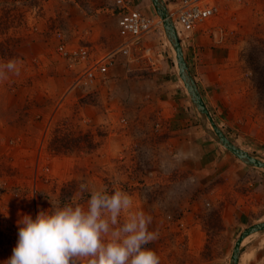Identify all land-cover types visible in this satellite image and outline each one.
<instances>
[{
    "label": "rangeland",
    "instance_id": "1",
    "mask_svg": "<svg viewBox=\"0 0 264 264\" xmlns=\"http://www.w3.org/2000/svg\"><path fill=\"white\" fill-rule=\"evenodd\" d=\"M175 1L161 0L166 9ZM214 1L218 13L180 41L183 56L199 84L207 128L214 124L264 161V57L256 54L264 50V0ZM122 4L157 15L151 0H0V68L15 61L17 69L0 72V264L12 255L23 214L35 218L50 200L86 206L90 192H81V183L132 196V211L152 217L157 239L148 247L160 264H230L242 232L264 221V171L202 126L164 29L142 42L164 48L159 71L119 57L123 79L108 80L114 64L104 78L75 86L57 43L87 45L95 56L118 47ZM208 50L213 69L197 71L199 52ZM153 74L170 83L164 96L138 83ZM173 89L180 125L169 129L158 108ZM242 252L249 260L242 254L238 264H264V231L244 237Z\"/></svg>",
    "mask_w": 264,
    "mask_h": 264
},
{
    "label": "clouds",
    "instance_id": "2",
    "mask_svg": "<svg viewBox=\"0 0 264 264\" xmlns=\"http://www.w3.org/2000/svg\"><path fill=\"white\" fill-rule=\"evenodd\" d=\"M9 61L0 72L16 71ZM86 206L79 203H53L35 218L23 214L17 221L18 239L7 264H160V257L148 247L157 239L150 231L152 217L132 211V196L122 190L89 189ZM127 217L121 222L122 213Z\"/></svg>",
    "mask_w": 264,
    "mask_h": 264
},
{
    "label": "built area",
    "instance_id": "3",
    "mask_svg": "<svg viewBox=\"0 0 264 264\" xmlns=\"http://www.w3.org/2000/svg\"><path fill=\"white\" fill-rule=\"evenodd\" d=\"M167 6L168 17L180 41L189 38L200 24L219 10L214 0H177ZM116 15L123 39L118 47L110 51L95 56L87 45H68L64 41L57 43V55L76 74L75 86L87 87L104 78L119 57H123L126 63L141 60L145 63L144 68L152 72L161 69L165 60L164 48L143 45L142 42L155 30L163 31V20L158 15L146 14L128 4L119 5Z\"/></svg>",
    "mask_w": 264,
    "mask_h": 264
},
{
    "label": "water",
    "instance_id": "4",
    "mask_svg": "<svg viewBox=\"0 0 264 264\" xmlns=\"http://www.w3.org/2000/svg\"><path fill=\"white\" fill-rule=\"evenodd\" d=\"M154 9L157 13V15L163 20V29L164 32L175 49L176 52V58L177 63L179 67V75L182 81L184 82V85L186 87V90L188 91L192 104L198 113V118L202 124V126L205 128V130L222 146H224L227 150L232 152L235 156H237L240 160H242L244 163L257 167L264 171V161L256 158L255 156L251 155L250 153L242 150L235 144H233L231 141H229L226 136L214 125L213 130H210L207 128V124L204 119V115L207 116V110L205 108V105L202 101L201 95L198 92L196 83L192 76L189 73L188 66L186 64V61L183 56V51L181 47V43L179 38L176 35L175 29L173 27V23L171 19L168 17L167 9L165 8L163 2L161 0H151ZM264 231V221L255 223L248 228H246L240 237L235 242V245L233 247V251L230 258V264H238L239 258H240V243L243 240L244 237H246L249 234H252L254 232H262Z\"/></svg>",
    "mask_w": 264,
    "mask_h": 264
},
{
    "label": "crops",
    "instance_id": "5",
    "mask_svg": "<svg viewBox=\"0 0 264 264\" xmlns=\"http://www.w3.org/2000/svg\"><path fill=\"white\" fill-rule=\"evenodd\" d=\"M156 15V14H155ZM195 31V30H194ZM193 31V32H194ZM204 51V50H203ZM213 54V51H211V50H208L207 52H203V54L201 53V55H200V52H199V59H201V61L198 63L197 62V64L195 65V68H196V70L197 71H201V69L203 68V69H205L206 68V66H207V68L208 69H213V64H210L209 62H208V60H206V59H208V58H210L208 55H212ZM192 61V60H191ZM187 64V63H186ZM117 66V64H115L112 68H110V70L112 69V76H110V77H108V80H117V81H119V80H121V79H123L124 78V75H123V73H122V70H120L121 69V67H116ZM109 70V71H110ZM110 73H111V71H110ZM109 74V73H108ZM154 76L152 77L153 79H146V80H141V79H139L138 80V83H140L141 85L142 84H147V83H151L152 85H153V87L155 88L154 90L155 91H157V94H160L161 93V95H158V96H164V84H166V85H168V84H170L168 81H166V82H163L162 84L160 83V81H158V79L156 78V76H160V74H153ZM205 84L206 83H209L207 80H206V82H204ZM203 84V83H202ZM172 87H174V86H172ZM175 87H176V85H175ZM197 88L198 89H200L199 88V84H198V82H197ZM188 92V91H187ZM167 94V97H169L170 98V96L171 95H173V94H177V90L175 89V91H174V89H173V91H169L168 93H166ZM178 96H176V95H174L173 96V98L171 97L170 99H165V100H163V103H161L160 105H163V106H161L160 108H158V111L160 112V113H165L166 114V116H167V120H168V122H167V124L169 125V129L170 128H174L175 127V125H180V123H178V121L176 120V114L174 113L175 112V107H176V105H177V103L175 102V99L177 98ZM161 100H159V102H160ZM162 102V101H161ZM160 105H158V106H160ZM146 107H147V105H146ZM145 107V108H146ZM163 107V108H162ZM169 111V112H168ZM164 114V115H165ZM166 124V125H167ZM242 254H243V256H244V254H245V262L247 261V260H249V255H248V253L247 252H242L241 253V256L240 257H242ZM244 261V260H243Z\"/></svg>",
    "mask_w": 264,
    "mask_h": 264
},
{
    "label": "trees",
    "instance_id": "6",
    "mask_svg": "<svg viewBox=\"0 0 264 264\" xmlns=\"http://www.w3.org/2000/svg\"><path fill=\"white\" fill-rule=\"evenodd\" d=\"M259 57H264L263 54H264V50H259L257 53H256ZM261 68H262V76H263V84H264V58L261 60ZM239 261H240V258H239Z\"/></svg>",
    "mask_w": 264,
    "mask_h": 264
}]
</instances>
